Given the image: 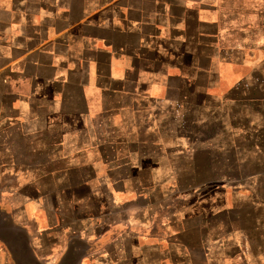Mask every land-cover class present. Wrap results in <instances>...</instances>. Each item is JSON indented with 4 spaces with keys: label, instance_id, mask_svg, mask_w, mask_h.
Instances as JSON below:
<instances>
[{
    "label": "crops",
    "instance_id": "1",
    "mask_svg": "<svg viewBox=\"0 0 264 264\" xmlns=\"http://www.w3.org/2000/svg\"><path fill=\"white\" fill-rule=\"evenodd\" d=\"M263 19L264 0H0V217L26 251L0 234V264H264V163L231 162L264 74L211 82Z\"/></svg>",
    "mask_w": 264,
    "mask_h": 264
},
{
    "label": "rangeland",
    "instance_id": "2",
    "mask_svg": "<svg viewBox=\"0 0 264 264\" xmlns=\"http://www.w3.org/2000/svg\"><path fill=\"white\" fill-rule=\"evenodd\" d=\"M262 23H264V19L260 23V37L258 36L259 31H257V28H246L243 32L244 34L248 33L245 38L249 41H246L245 43H236V45L234 46V50L238 52H234V56L236 57L233 58L232 62L224 61L223 59L222 61H220L219 70L222 69V76L216 77L211 74V82L214 81L217 83L215 92L227 91L238 81H242L245 84L251 85L253 83V73H255L257 70H261L264 74V25ZM252 37H254V40L252 39ZM245 48L248 51H246V56H242L240 51ZM248 107L249 109H251V118L249 125H247L248 127H250V129L246 130L244 128H241L243 125L236 123L233 127L232 134V143H236L238 150L233 151V154L231 156V162H245L248 165L245 168V172H250L252 168L251 166L252 164H254V162L258 161L260 163H264V150H256V146L259 143L264 144V131L261 132L260 139L258 138L260 142L256 141L255 146L251 145L248 140L244 138L245 134H256L254 131H252L255 128L264 127V111L261 108L260 110H258L252 106ZM239 136L240 138H237ZM218 140L220 142H224L223 138H218ZM228 140L229 139H227V142ZM223 161V156L221 155L218 160V163H223ZM231 173L235 177L240 172L236 168L233 169ZM260 190L261 193H264V187H261Z\"/></svg>",
    "mask_w": 264,
    "mask_h": 264
},
{
    "label": "flooded vegetation",
    "instance_id": "3",
    "mask_svg": "<svg viewBox=\"0 0 264 264\" xmlns=\"http://www.w3.org/2000/svg\"><path fill=\"white\" fill-rule=\"evenodd\" d=\"M7 220L5 218H1L0 217V234L4 237V239L9 242V243H13L14 241L17 240V237H20L21 238V247H23V251L25 252L26 254V251H25V244H24V239H22L21 236H17V235H14L11 233V231L8 229L7 225H8V222H6ZM25 264H30L31 260L29 257L25 256ZM32 263V262H31Z\"/></svg>",
    "mask_w": 264,
    "mask_h": 264
}]
</instances>
